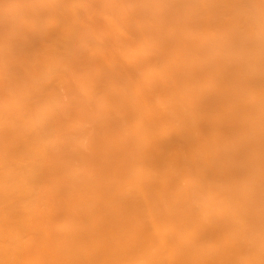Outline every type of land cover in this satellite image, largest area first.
<instances>
[{
	"label": "bare ground",
	"instance_id": "6f19581e",
	"mask_svg": "<svg viewBox=\"0 0 264 264\" xmlns=\"http://www.w3.org/2000/svg\"><path fill=\"white\" fill-rule=\"evenodd\" d=\"M0 264H264V0H0Z\"/></svg>",
	"mask_w": 264,
	"mask_h": 264
},
{
	"label": "rangeland",
	"instance_id": "374dc122",
	"mask_svg": "<svg viewBox=\"0 0 264 264\" xmlns=\"http://www.w3.org/2000/svg\"><path fill=\"white\" fill-rule=\"evenodd\" d=\"M49 30H52V28H50Z\"/></svg>",
	"mask_w": 264,
	"mask_h": 264
}]
</instances>
